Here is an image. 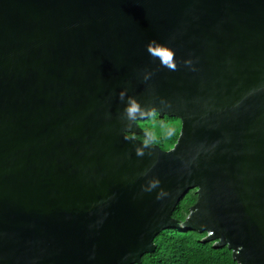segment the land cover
Masks as SVG:
<instances>
[{
	"label": "water",
	"instance_id": "obj_1",
	"mask_svg": "<svg viewBox=\"0 0 264 264\" xmlns=\"http://www.w3.org/2000/svg\"><path fill=\"white\" fill-rule=\"evenodd\" d=\"M191 189L264 264V0H0V264L141 263Z\"/></svg>",
	"mask_w": 264,
	"mask_h": 264
},
{
	"label": "trees",
	"instance_id": "obj_2",
	"mask_svg": "<svg viewBox=\"0 0 264 264\" xmlns=\"http://www.w3.org/2000/svg\"><path fill=\"white\" fill-rule=\"evenodd\" d=\"M157 116L160 117L157 112H153L147 120H139L140 126L147 133L139 137L148 143L158 142L144 124L146 121L152 123ZM196 200L195 189L187 191L172 214L180 226L164 227L154 237L156 249L144 253L141 263L133 264H238L232 256L231 249L227 246L215 247L213 240L204 241L205 231L187 228L182 224Z\"/></svg>",
	"mask_w": 264,
	"mask_h": 264
},
{
	"label": "rangeland",
	"instance_id": "obj_3",
	"mask_svg": "<svg viewBox=\"0 0 264 264\" xmlns=\"http://www.w3.org/2000/svg\"><path fill=\"white\" fill-rule=\"evenodd\" d=\"M144 126L151 131L150 133L157 140V144L167 149L171 148L176 142V138H178L181 129V120L175 116H157L152 123L146 121Z\"/></svg>",
	"mask_w": 264,
	"mask_h": 264
},
{
	"label": "clouds",
	"instance_id": "obj_4",
	"mask_svg": "<svg viewBox=\"0 0 264 264\" xmlns=\"http://www.w3.org/2000/svg\"><path fill=\"white\" fill-rule=\"evenodd\" d=\"M121 98H123V93H121ZM138 105L135 103V101H128L126 102L124 111L128 114V116L131 118L136 111H138ZM145 143H148V141H145Z\"/></svg>",
	"mask_w": 264,
	"mask_h": 264
},
{
	"label": "flooded vegetation",
	"instance_id": "obj_5",
	"mask_svg": "<svg viewBox=\"0 0 264 264\" xmlns=\"http://www.w3.org/2000/svg\"><path fill=\"white\" fill-rule=\"evenodd\" d=\"M139 135H141V134H137L138 137H139Z\"/></svg>",
	"mask_w": 264,
	"mask_h": 264
}]
</instances>
